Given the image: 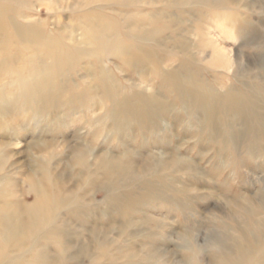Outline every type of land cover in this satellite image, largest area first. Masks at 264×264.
I'll list each match as a JSON object with an SVG mask.
<instances>
[{
	"label": "rangeland",
	"instance_id": "obj_1",
	"mask_svg": "<svg viewBox=\"0 0 264 264\" xmlns=\"http://www.w3.org/2000/svg\"><path fill=\"white\" fill-rule=\"evenodd\" d=\"M263 81L264 0H0V264H217L264 136L196 101Z\"/></svg>",
	"mask_w": 264,
	"mask_h": 264
},
{
	"label": "bare ground",
	"instance_id": "obj_2",
	"mask_svg": "<svg viewBox=\"0 0 264 264\" xmlns=\"http://www.w3.org/2000/svg\"><path fill=\"white\" fill-rule=\"evenodd\" d=\"M227 18L230 19L232 23L237 24L238 29L241 31L245 29L248 24V21L239 19L236 14H231ZM96 38H99V36ZM99 40L101 47L106 48L105 40ZM121 46L125 47L124 45ZM17 84L21 85L26 93L40 90V87L34 86L24 76L20 77ZM232 91L234 90H228L225 95H213L210 93L205 97L198 98L196 103L202 106H210L209 112L212 117L220 116L223 120L226 119L228 115L242 118L246 126L244 133L247 132V135L251 136V139L255 142L258 136H264V105L262 104L264 99V83L255 84L250 88L248 90L249 95H243L240 92ZM197 92V90L187 91L185 96L194 100ZM2 98L5 99L6 95H3ZM230 134L237 136L236 131L231 130ZM239 137L240 135L237 139ZM125 169V165L115 162L109 168V173L112 174L116 171L124 172ZM165 190L166 187L154 190V195L162 198L164 204L168 207L178 205L181 209L185 208L186 203L179 204L177 200L168 198ZM249 205L250 204L241 209L239 208L240 212L244 215L245 228L243 230H236L237 235L233 236L228 232L218 237V246L220 250L216 259L217 264H264V220H261L259 217V214L264 212V205L263 207ZM43 213L40 207L34 210L33 216L38 221H41L40 223H36L34 225L35 227L28 228L22 222L16 225L13 216H10L11 218L8 217L9 227L13 231L20 228L24 231L28 230L29 233H35L42 223V218L45 217Z\"/></svg>",
	"mask_w": 264,
	"mask_h": 264
}]
</instances>
